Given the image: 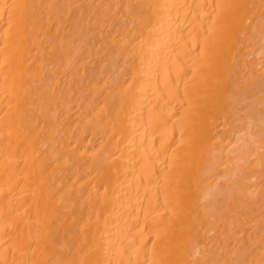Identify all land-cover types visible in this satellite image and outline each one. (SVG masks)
I'll use <instances>...</instances> for the list:
<instances>
[{"label":"bare ground","instance_id":"obj_1","mask_svg":"<svg viewBox=\"0 0 264 264\" xmlns=\"http://www.w3.org/2000/svg\"><path fill=\"white\" fill-rule=\"evenodd\" d=\"M0 264H264V0H0Z\"/></svg>","mask_w":264,"mask_h":264}]
</instances>
